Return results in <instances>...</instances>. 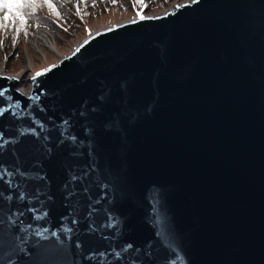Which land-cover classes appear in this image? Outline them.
<instances>
[{
	"label": "water",
	"instance_id": "95a60500",
	"mask_svg": "<svg viewBox=\"0 0 264 264\" xmlns=\"http://www.w3.org/2000/svg\"><path fill=\"white\" fill-rule=\"evenodd\" d=\"M38 72L0 73V264H264V0L183 1Z\"/></svg>",
	"mask_w": 264,
	"mask_h": 264
},
{
	"label": "rangeland",
	"instance_id": "374dc122",
	"mask_svg": "<svg viewBox=\"0 0 264 264\" xmlns=\"http://www.w3.org/2000/svg\"><path fill=\"white\" fill-rule=\"evenodd\" d=\"M182 1L147 0L142 4L139 0H119L111 4L108 0H87L78 12L79 5L74 0H50L59 13L57 15L47 5L41 6L43 0H37V6L31 10L33 25L27 26L21 34L10 23L6 30L0 29L1 70L5 74L19 76L25 73L23 77L26 83L21 82L19 88H26L24 92L27 94L31 89L28 79L32 74L50 66L61 54L64 56L97 29L132 19L136 15L157 14ZM74 13L79 16H73ZM40 29L51 32L55 37L53 50L30 43L32 35Z\"/></svg>",
	"mask_w": 264,
	"mask_h": 264
},
{
	"label": "snow or ice",
	"instance_id": "6c2138e0",
	"mask_svg": "<svg viewBox=\"0 0 264 264\" xmlns=\"http://www.w3.org/2000/svg\"><path fill=\"white\" fill-rule=\"evenodd\" d=\"M47 5L50 11L55 14H59L56 12L55 6L50 2V0H43L41 6ZM37 6V0H0V29H6L8 26V22H12V26L16 28V31L19 32L25 26L26 21L25 17L31 14V10ZM7 59V57L5 58ZM46 71V70H45ZM42 72L36 73V76L42 75ZM8 79H15V77H9ZM35 79V77H33ZM2 95V93H0ZM38 99V97L33 98ZM21 178H24L23 173H19ZM14 187L16 185H13ZM24 192L20 193V198L23 199ZM39 219V217H37ZM71 229H69L70 231ZM101 256V264H104L103 256L104 254H100Z\"/></svg>",
	"mask_w": 264,
	"mask_h": 264
},
{
	"label": "bare ground",
	"instance_id": "6f19581e",
	"mask_svg": "<svg viewBox=\"0 0 264 264\" xmlns=\"http://www.w3.org/2000/svg\"><path fill=\"white\" fill-rule=\"evenodd\" d=\"M184 1L188 2V1H190V0H184ZM182 2H183V1H182ZM182 2H179V3H177L176 5L182 4ZM176 5H174L173 7H170V8L167 9L166 11L174 9ZM162 12H165V11H162ZM162 12H160V13H162ZM138 17H139V15H136V16L133 17L132 19H134V18H138ZM127 20H131V18L126 19V20H121L120 22H118V23H114V24H120V23L126 22ZM114 24H113V25H114ZM110 26H112V24L109 25V26H107V27H110ZM103 28H106V27H102V28H100V29H103ZM100 29H97L96 31H98V30H100ZM36 33H37V34H36ZM36 33H34V34L32 35V37L30 38V40H31L30 43H31L32 45H34V46H38V45H40V46H42V47H44V48H46V49H48V50H53L52 47H53V44H54V42H55V37L51 34V32H49V31H47V30H45V29H40V30L37 31ZM89 36H90V35H89ZM85 39H86V38H85ZM30 40H29V41H30ZM79 44H80V43H77V45H75V46L72 47V48H75V47L78 46ZM62 56H63V54H61L59 58H61ZM2 66H3V62L0 61V73H3V71L1 70V69H2ZM4 74H5V73H4ZM24 74H25V73H22L20 76H19V75H15V74H11V75H12L13 77L19 79L20 82H24V83H26V81H25V79H24V77H23ZM32 75H34V74H32ZM32 75H31V76H32ZM28 82L31 83V81H30L29 79H28ZM20 89H21L23 92L26 91V88H25V89L20 88Z\"/></svg>",
	"mask_w": 264,
	"mask_h": 264
},
{
	"label": "trees",
	"instance_id": "16d2710c",
	"mask_svg": "<svg viewBox=\"0 0 264 264\" xmlns=\"http://www.w3.org/2000/svg\"><path fill=\"white\" fill-rule=\"evenodd\" d=\"M75 2H76V4H78L79 6L77 7V9H78V12H79V9L80 8H83L85 5H86V1L87 0H74ZM109 2H111V4H114V3H117V2H119V0H108ZM147 0H139V3H142V4H144L145 2H146ZM77 12V13H78ZM0 15H2V14H0ZM73 16H79L78 14H75L74 13V15ZM31 14L29 15V17L27 16V17H25V21H26V24H25V26L22 28V30L21 31H19V33L21 34L22 33V31L27 27V26H29V25H33V22L31 21ZM8 23H10V24H12V22L10 21V22H8ZM4 30H6V29H4ZM15 30H16V28H15Z\"/></svg>",
	"mask_w": 264,
	"mask_h": 264
}]
</instances>
